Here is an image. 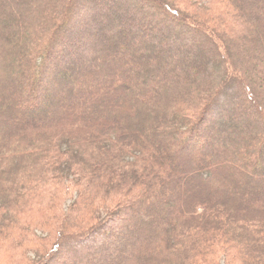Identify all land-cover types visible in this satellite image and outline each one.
I'll use <instances>...</instances> for the list:
<instances>
[{
	"label": "trees",
	"instance_id": "1",
	"mask_svg": "<svg viewBox=\"0 0 264 264\" xmlns=\"http://www.w3.org/2000/svg\"><path fill=\"white\" fill-rule=\"evenodd\" d=\"M221 1L0 0V260L264 264V0Z\"/></svg>",
	"mask_w": 264,
	"mask_h": 264
},
{
	"label": "rangeland",
	"instance_id": "2",
	"mask_svg": "<svg viewBox=\"0 0 264 264\" xmlns=\"http://www.w3.org/2000/svg\"><path fill=\"white\" fill-rule=\"evenodd\" d=\"M170 1H172L174 4L176 3L177 7L179 8L181 7L187 10L190 14L197 16L201 21H204L205 23H209V24H213L212 22L217 21V12L215 13L214 11L221 10V8L217 9L215 5L222 2L221 0H196L197 3H204L205 7L201 9V7L193 3L194 0H170ZM139 36H141V34ZM200 43H201L200 40L196 39L195 45H199ZM5 263L6 261L3 258H1L0 264H5ZM10 264H15V263H10Z\"/></svg>",
	"mask_w": 264,
	"mask_h": 264
}]
</instances>
